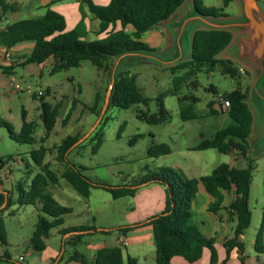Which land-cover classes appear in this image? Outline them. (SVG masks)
<instances>
[{
	"label": "trees",
	"instance_id": "obj_1",
	"mask_svg": "<svg viewBox=\"0 0 264 264\" xmlns=\"http://www.w3.org/2000/svg\"><path fill=\"white\" fill-rule=\"evenodd\" d=\"M55 1L57 0H52L51 3ZM184 1L110 0L106 5H98L92 0H82V4L86 6L87 11L99 22L98 33L105 32L108 27H113L116 23H119L120 26L118 29L112 28L109 30L103 38L88 41L82 39V21L73 29L66 31L63 15L51 9V3L45 6L42 15L20 18L4 24L2 17L15 9L6 0H0V44L6 48H11L17 44L32 42L31 51L24 57L22 64L29 62L42 64L51 57L53 60L52 72H56L78 66L81 61L88 60L100 71L107 72L110 77L115 60L122 55L129 53L153 54L157 51V49L150 47L142 40L143 34L168 19ZM231 1L221 0V6L218 8L206 7L200 9L196 0H194V5L198 12L204 16L225 17L227 15L225 8ZM127 26L131 27L130 31L125 29ZM231 39L232 33L229 30L197 29L192 35L189 58L172 65L171 69L174 70L187 65L197 67L217 64L223 74L237 77L239 76V70L231 60L217 59L216 57L230 43ZM118 65L115 68L114 82L107 107L113 105L126 109L133 104H142L147 107L150 98L142 94L136 84L135 76L128 70L118 71ZM191 70H187L186 73L191 74ZM178 80L179 77L174 76L173 86ZM216 93L217 91L212 92V94ZM223 96L229 100L227 112L234 123L216 130L210 138L201 139L192 149L214 148L219 153H228L235 150L245 159L246 165L242 168L222 162L216 165L210 173L190 178L180 169L160 167L149 171L139 185L134 186L126 183L111 185L104 181L90 179L83 173L85 167L71 163L67 159V152L83 134L66 135L61 139L60 143L54 147L57 161L66 163L60 177L65 179L79 195L86 198L89 196L91 188H101L109 192L113 199H117L133 196L140 186L151 183L162 185L166 193L164 210L142 221L107 229H97L86 225L61 227L58 233L62 236L63 252L66 245L73 249L68 260L76 261L79 264H135V259L129 256L124 263L121 248L118 246L99 248L91 260H88L83 253L76 250V246L82 243L84 234L99 231L104 234L116 232L125 235L134 229L149 225L152 227L153 232L155 264H169L173 256H181L191 263L201 257L204 248H207L210 252L209 264H214L217 261L214 238L203 236L198 228L190 223L191 202L198 190V185L201 184L213 198V201L208 205V210L211 212H217L222 207L223 191L234 190L235 196L227 208L234 212L237 223L233 228L232 237L224 241L226 255L222 260V264H225L233 248L237 249L240 254L239 259L241 262L243 261L244 243L240 240V235L244 233L251 222L249 195L252 172L255 169L254 160L247 155V142L253 117L246 102L247 88L245 91L234 89L223 94ZM104 97L101 99L100 94L96 92L94 104L88 107V110L99 116L102 108L100 103L104 102ZM39 98L41 100L39 117L45 130L43 137L45 138L56 123L59 104L44 101L43 96ZM157 99H159L158 112L150 113L147 109L137 110L136 118L148 124L165 122L169 118V113L163 106L162 97ZM182 100L191 101L189 96L180 97L179 101ZM77 102L76 98L72 99L71 106L61 120L62 125H65L69 120ZM191 102L194 103L195 101ZM208 104L210 106L211 102ZM179 114L182 120L194 119L197 116L190 105L186 109L184 107L180 108ZM21 119V127L17 132L13 131L7 122H0V125L7 129L12 140L18 143L31 144L34 141L35 123L32 120H26L24 111L21 114ZM99 125L100 122L87 137L93 142L91 145L92 153H96L102 143V133L98 129ZM140 137V134L133 135L128 141L129 144H134ZM48 151L49 149L41 144L37 149L30 152L31 158L40 171L31 178L27 189L18 185V204L33 205L38 212L35 228L29 239V245L35 251H41L45 248V239L50 235L51 229L60 227L64 223V216L72 211L71 207L57 202L48 189L50 185H56L59 178L50 168L49 162H44ZM170 152V147L164 144L154 145L147 151L151 157L166 155ZM8 159L9 156L0 157V168L7 163ZM4 198L5 195L0 192V205L3 203ZM9 204L10 198L7 197L3 209H6ZM262 211V219L254 240L256 252H263L261 237L264 228V207ZM65 235L67 236L64 237ZM0 240L4 244L6 243L1 218ZM3 260L9 261L10 256L7 253L1 254L0 261Z\"/></svg>",
	"mask_w": 264,
	"mask_h": 264
},
{
	"label": "rangeland",
	"instance_id": "obj_2",
	"mask_svg": "<svg viewBox=\"0 0 264 264\" xmlns=\"http://www.w3.org/2000/svg\"><path fill=\"white\" fill-rule=\"evenodd\" d=\"M196 1L200 9L221 6V0ZM258 1L264 5V0ZM238 12L240 8L235 1H231L225 8V13L228 15H237ZM189 52L190 48L187 52L184 51L185 58ZM153 55L161 60L168 59L167 50L155 51ZM25 64L15 67L13 77L22 86L30 85L31 92L26 90L14 92L12 88L7 87L0 93V122L9 123L12 130L17 132L21 127V114L24 111L26 120H32L35 123L34 141L31 144L12 140L7 129L0 125V157L9 156L7 163L0 168V192L5 195L6 200L7 197L10 198V204L6 209L1 207L3 203L0 205V218L6 242L4 244L0 240V255L7 253L10 260L0 261V264H72L68 257L73 249L66 245L63 252L62 236L54 228L51 229L43 250L35 251L30 247L29 239L35 228L38 212L33 205L18 204V185L27 189L31 178L40 171L31 158L30 152L42 144L49 149L44 162H49L50 168L59 177L58 183L50 185L48 189H51L49 191L64 200L74 210L73 213L64 216L65 224H90L97 229H107L117 224L121 218L119 213L121 206H126L125 202L121 203L124 200L117 202L110 197L109 192L101 188H91L88 198L79 195L65 179L60 177L66 163L57 161L54 148L66 135L84 134L98 122L99 117L90 112L88 107L93 106L96 92L100 94L101 99L105 96L110 77L107 72H101L88 60L81 61L78 66L56 72H52L50 59L42 65L34 62ZM174 64L162 65L136 55L125 56L118 65V71L128 70L135 76L136 84L142 94L150 98L148 106L133 104L123 109L109 105L99 120L98 129L102 133V143L97 152H91L93 142L86 138L80 145L70 148L66 155L67 159L71 163L85 167L83 173L90 179L104 181L111 185L126 183L136 186L149 171L160 167L178 170L175 166L178 163L191 165L198 172L208 174V168L218 164L226 156L214 148L194 150L192 147L201 139L210 138L217 128L232 123L227 115L222 116L220 112H207L205 102L212 98L213 94L204 88L208 84H213L221 95L234 89L245 91L246 87L250 86V79L245 75L232 77L223 74L217 64L197 67L187 65L172 70L171 66ZM233 65L236 66L235 63ZM189 69H192L191 74L186 73ZM174 76H178L179 80L173 86ZM195 79L198 84L193 87L192 83ZM38 89L44 91V101L59 104L56 123L45 138H43L45 130L39 117L41 100L36 95H32V92ZM191 93H194L199 100L194 103L186 100L179 101L180 97ZM158 97H162L163 106L168 111L169 118L160 124H148L137 119V110L147 109L150 113L158 112ZM74 98L78 100L75 109L67 123L62 125L61 120ZM103 103H100L101 107ZM189 105L197 116L194 119L182 120L179 114L180 108L186 109ZM135 134H140L141 137L130 145L128 141ZM159 144L169 146L171 152L158 157L149 156L148 149ZM258 164L254 171V181L261 182L264 180V162L258 161ZM147 185L150 184L142 186ZM258 196V193L253 190L252 197L259 199ZM84 202H87L89 207ZM254 205L255 202L252 201V207ZM255 220L256 213L253 211L252 227L256 224ZM100 233L97 231L84 234L83 242L76 246V250L89 256L96 249L88 247L86 243H103V238L111 240L113 237L111 233ZM252 234V228L245 234L247 246ZM121 248L125 250L124 247ZM20 255L23 256L22 261L18 260Z\"/></svg>",
	"mask_w": 264,
	"mask_h": 264
},
{
	"label": "crops",
	"instance_id": "obj_3",
	"mask_svg": "<svg viewBox=\"0 0 264 264\" xmlns=\"http://www.w3.org/2000/svg\"><path fill=\"white\" fill-rule=\"evenodd\" d=\"M6 1L8 3H11L14 6L15 10L6 13L2 17L4 24L10 23L20 18H30V17H36L42 15L45 11V6L47 4H50L52 0H6ZM92 1L98 5H106L109 3L110 0H92ZM232 1H235L238 4L236 0H232ZM192 6H194V0H185L184 3L168 19L160 22L155 28L145 32L142 36V40L145 41L150 47L157 49L158 52H163L172 49L174 43V34L178 32V24L181 22L183 18L187 16L192 17L191 14ZM50 8L63 15L65 20L66 31L73 29L80 21H82L81 32H82V39L84 40L89 41V40L103 38L107 35V32L112 28L118 29L120 27L119 23H116L113 27L111 26L108 27V29L105 32L98 33L99 22L87 11L86 6L82 4V0H57L50 4ZM239 15L240 12H238L237 15L227 14L225 17H211V18L217 20H227V19H233ZM188 20L191 21L192 19L189 18ZM188 27L190 28L186 31V35H190V37L193 35L195 30L203 28L198 25L193 26V23H189L187 25V28ZM125 29L130 31L131 27L127 26ZM229 31L232 33V39L230 43L220 53L217 54L216 57L217 59L231 60L233 63L236 64L239 70V76L245 75L250 79V86L246 87L247 88L246 102L251 110L253 121L247 142L248 143L247 155L254 160L255 169L252 172L250 195H249L251 222L249 227L244 231V233L240 235V240L244 243V251H243L244 258L243 261L241 262V260L239 259L240 257L239 252L237 251L236 248H233L230 251L229 258L226 260L225 264H264V228L261 237L263 252H256L254 247V240L262 219V212H263L262 210L264 207V180L261 182L259 180L254 181V171L259 165L258 161L264 162V98L259 102H256L257 109L249 101L251 86L254 82L255 75L257 73V69L255 68L256 62L254 61V59L248 58L246 56L240 40L239 31L235 29ZM184 34H182V37L184 36ZM32 46H33L32 42H24L21 44L14 45L11 48H6L5 46L0 44V93L2 89H6L7 87L11 88L10 81L12 79H15L13 77L15 73V67L18 65H22L24 61V57L30 53ZM6 53H8V56H6ZM125 56L119 59L118 64ZM189 56H190V52L188 56L183 60H187ZM48 59L52 60L51 57ZM44 62L42 64H44ZM42 64H38V65H42ZM24 66H26V64ZM240 69H242V71ZM192 84L193 87H196L198 81L195 79L193 80ZM204 89L211 93L213 91H217L216 87L213 84H208L207 86H205ZM259 90L261 91L262 97H264V74L261 76ZM217 94L219 93L217 92L216 94H213L212 98L206 100L205 105L207 108V112L209 113L220 112L222 116L227 115V117L230 118L227 112L228 108L223 109L218 107V104L215 100V96ZM187 96L190 97L191 101L196 102L199 100V98L194 93H191ZM209 102H211L210 106L208 104ZM229 121H231L232 124L234 123V121L231 118L229 119ZM225 122L223 123L225 124ZM223 127L225 126L219 127L217 128V130ZM222 154L226 156V158H223L218 164L224 162L229 164L230 166H235L239 168L245 167L246 165L245 159L237 151L233 150L228 153H222ZM216 165L210 166L208 168L209 169L208 173H210L211 170ZM175 166L178 169H180L187 177L190 178L204 175L201 172H198L197 169H194L191 165L187 166L185 164L178 163L175 164ZM253 190L256 193H258L259 199H257L256 197H252ZM50 192L57 202H59L62 205L71 207L67 205L64 200L58 198L52 191ZM90 194L91 191L89 195ZM223 196L224 199L222 202V207L217 212H211L208 210V205L213 201V198L205 191L204 187L201 184H199L198 190L191 202L192 214L190 218V223L195 225L203 236L207 238L212 237L215 240L214 245L217 253V261L214 264H222V260L225 258L226 255L224 241L232 237L233 228L237 223L236 215L234 214V212H232L230 209L227 208L235 196L234 190L230 189L227 191H223ZM114 200H116L117 202L118 201L120 202V200H124L121 201V203L125 202L124 205L126 206H121V210L119 211V213H121V218L120 220H118L117 224L115 226H109L107 228H114L119 225L131 224L138 221H142L144 219L151 217L152 215H155L163 211L166 204V193L164 187L158 184H150L147 186L139 187L135 191L133 196H125ZM252 201L255 202V205L253 207H252ZM108 202L111 203V201L109 200ZM84 204L87 207H89V204L87 202H84ZM115 210L117 209L115 208ZM253 211H255L256 213V220H255L256 224L255 226L252 227ZM73 212L74 210L72 208L71 213ZM80 225H84V224H79V223L65 224L64 221V223L60 227L54 229L58 233V230L61 227L80 226ZM86 225L91 226L90 224H86ZM250 228H252L253 234L249 242V246H247L245 234L247 230H249ZM111 234L113 236L112 239L107 240L103 238L104 240L103 243L102 242H98L96 244L95 242L86 243L88 247H94L96 249L89 256L84 254L88 260H91L94 257L96 251L99 248L118 246L120 248L124 247L125 249L122 250L121 248L122 258L124 263L126 262L127 257L129 256L135 259L136 261L135 264H155L153 232L151 226L149 225L142 226L126 233L125 235L123 234L124 241L123 243H121L123 245L117 242V237L120 235L119 233L113 232ZM100 239H102V237ZM46 241L47 238L45 239V244ZM209 258H210V252L207 248H204L202 250L201 257L194 262L190 263L181 256H173L170 259L169 264H209ZM70 262L72 264H79L76 261H70Z\"/></svg>",
	"mask_w": 264,
	"mask_h": 264
},
{
	"label": "water",
	"instance_id": "obj_4",
	"mask_svg": "<svg viewBox=\"0 0 264 264\" xmlns=\"http://www.w3.org/2000/svg\"><path fill=\"white\" fill-rule=\"evenodd\" d=\"M240 7V15L227 20H217L212 19L211 17L204 16L198 12L195 5L191 8V16H187L181 20L178 24V32L174 34V43L172 49L167 50L168 59L161 60L158 59L153 54H137L129 53L125 55H136L142 58H148L151 61L159 62V64H174L182 61L184 57V51L186 52L191 50L192 36L186 35V31L191 27L187 28L189 23L194 25L201 26V29H225V30H238L242 46L244 48L245 54L248 58L254 59L256 62L255 68L257 73L255 75L254 82L251 86V93L249 101L257 109L256 102H259L264 97H262L260 89V80L261 76L264 74V7L258 0H236ZM192 19L191 21L188 19ZM195 22V24H194ZM191 25V24H190ZM185 32V34H184ZM182 34L184 36L182 37ZM122 55L121 57L125 56ZM117 58L114 63V67L110 76V83L107 88L104 97L103 107L101 108L98 122L101 119V115L104 110L107 108L111 88L114 82V72L118 64L119 59ZM261 96V97H260ZM259 120V119H258ZM96 122L87 132H85L74 144L73 146L79 144L84 139H86L94 128L97 126ZM6 204V197L4 198L2 208ZM0 207V208H1ZM76 233V232H74ZM65 235L64 237H66ZM63 249V248H62Z\"/></svg>",
	"mask_w": 264,
	"mask_h": 264
},
{
	"label": "built area",
	"instance_id": "obj_5",
	"mask_svg": "<svg viewBox=\"0 0 264 264\" xmlns=\"http://www.w3.org/2000/svg\"><path fill=\"white\" fill-rule=\"evenodd\" d=\"M6 56H8V53H6ZM240 70L242 71V69H240ZM10 86L13 89L14 92H22L24 90L31 92V90H32L30 85L22 86L19 83H17L15 81V79H12L10 81ZM33 94H35L37 97H41V96L44 95V91L42 89H38L37 91L32 92V95ZM215 100H216L219 108H223V109L224 108H228L229 100H227L223 95L217 94L215 96ZM123 241H124L123 234H120L117 237V242L121 244V243H123ZM18 260L22 261L23 260V256L20 255L18 257Z\"/></svg>",
	"mask_w": 264,
	"mask_h": 264
}]
</instances>
